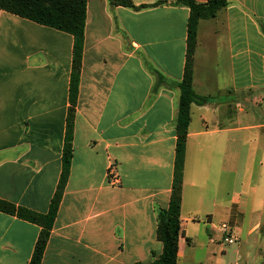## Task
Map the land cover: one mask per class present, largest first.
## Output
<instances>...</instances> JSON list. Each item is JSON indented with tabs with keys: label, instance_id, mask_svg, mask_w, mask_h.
Returning <instances> with one entry per match:
<instances>
[{
	"label": "crops",
	"instance_id": "obj_1",
	"mask_svg": "<svg viewBox=\"0 0 264 264\" xmlns=\"http://www.w3.org/2000/svg\"><path fill=\"white\" fill-rule=\"evenodd\" d=\"M131 1L165 4L87 1L70 176L41 264H150L163 252L190 9ZM73 47L72 35L0 10V199L41 214L62 172ZM193 90L208 101L191 107L177 264H194L199 241L225 254L223 224L245 234L246 145L264 165V112L247 121L248 105L264 108V0H228L200 21ZM258 187L252 212L263 213ZM40 232L0 212V264H29Z\"/></svg>",
	"mask_w": 264,
	"mask_h": 264
},
{
	"label": "trees",
	"instance_id": "obj_2",
	"mask_svg": "<svg viewBox=\"0 0 264 264\" xmlns=\"http://www.w3.org/2000/svg\"><path fill=\"white\" fill-rule=\"evenodd\" d=\"M88 0H0V10L20 18L32 21L61 32L74 38L72 71L69 90L70 108L67 119V131L62 157V172L56 193L51 201L48 213L41 214L25 207H20L9 201L0 199V212L17 216L18 218L41 227L38 240L29 264H41L49 241L58 210L70 176L73 158V135L75 110L79 96V86L82 72V60L85 41ZM113 6L141 10L152 6L165 4L160 1L155 5L136 6L131 0H109ZM174 4L190 9L187 24V48L184 75L181 83L178 114L176 120V155L174 163L173 184L170 203L167 210L158 214L157 239L163 244L161 256L150 264H177L179 239L181 230V204L183 193V178L187 136L191 122V107L193 104H204L208 101L199 97L193 90L194 61L198 44V27L201 20L214 19L218 13L227 7L228 0H208L198 3L195 0H177ZM157 78L156 88L167 85V79L157 70L151 69Z\"/></svg>",
	"mask_w": 264,
	"mask_h": 264
},
{
	"label": "rangeland",
	"instance_id": "obj_3",
	"mask_svg": "<svg viewBox=\"0 0 264 264\" xmlns=\"http://www.w3.org/2000/svg\"><path fill=\"white\" fill-rule=\"evenodd\" d=\"M248 107L247 112H249L250 116L247 121L255 122L262 119L255 111H258L259 113L264 112V108L259 105H254V108L250 105H248ZM249 149L250 147L246 145L243 153V176L245 181L244 191L249 195L245 198V234L242 238H239V241L232 245L224 243L222 235L220 249H224L225 254L218 253L217 257L209 256L208 245L199 241L196 249L194 250V255L190 257V260H192L194 264H237V261L241 262V264L264 263V211L263 213L252 212L253 210L251 204L255 200L252 187L259 186L258 188L264 191V187H262L264 186V183L261 185L259 184L261 177L264 176V165H259L262 150L259 151L253 148ZM261 190H259V192L263 193ZM258 223L260 224L259 229L253 232V234L246 236L249 229ZM211 246L214 247L213 244H211Z\"/></svg>",
	"mask_w": 264,
	"mask_h": 264
},
{
	"label": "built area",
	"instance_id": "obj_4",
	"mask_svg": "<svg viewBox=\"0 0 264 264\" xmlns=\"http://www.w3.org/2000/svg\"><path fill=\"white\" fill-rule=\"evenodd\" d=\"M109 178L113 182L117 181V177L113 174V169L109 170ZM221 232L223 234L224 243L228 245L234 244L235 242L239 241L238 237L235 235L233 229L229 227L227 224H223L221 226Z\"/></svg>",
	"mask_w": 264,
	"mask_h": 264
}]
</instances>
